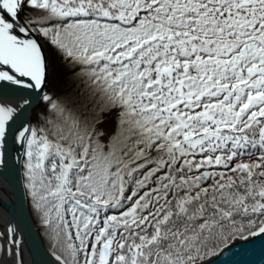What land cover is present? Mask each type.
<instances>
[{
  "label": "snow or ice",
  "instance_id": "obj_1",
  "mask_svg": "<svg viewBox=\"0 0 264 264\" xmlns=\"http://www.w3.org/2000/svg\"><path fill=\"white\" fill-rule=\"evenodd\" d=\"M38 37L75 87L39 127L0 101V169L14 136L58 264H206L264 235V0H0V86L42 92Z\"/></svg>",
  "mask_w": 264,
  "mask_h": 264
},
{
  "label": "water",
  "instance_id": "obj_2",
  "mask_svg": "<svg viewBox=\"0 0 264 264\" xmlns=\"http://www.w3.org/2000/svg\"><path fill=\"white\" fill-rule=\"evenodd\" d=\"M38 39L44 45V50L48 56L49 50H47L46 42L40 37ZM48 62L50 68L49 59ZM49 68L47 85L42 92L37 90L33 91L31 95H23L28 90L10 84L0 86V101L18 108L19 114L13 125L14 130L18 129L21 124L31 125V116L42 101V96L47 91L49 85ZM8 98L17 100L11 101ZM25 99L30 101L29 106L23 110H19V105ZM24 151V147L16 142L14 136L10 135L5 146V165L0 169V178L9 187H5L7 194L4 190L0 192V208L13 221H3L0 219V233L4 234L2 245H5L6 241L10 238L7 232L8 227H15V239L19 240L20 243L18 246L14 245L12 247L13 259H16L17 255H19L23 260V264H27L26 259L28 255L29 264H58L55 260V253L45 246L41 238L38 227L42 224L38 223L37 225L31 216L23 173ZM8 193H10V197ZM221 249L217 251V255L208 259L206 264H264V235L250 237L248 240L237 237Z\"/></svg>",
  "mask_w": 264,
  "mask_h": 264
},
{
  "label": "trees",
  "instance_id": "obj_3",
  "mask_svg": "<svg viewBox=\"0 0 264 264\" xmlns=\"http://www.w3.org/2000/svg\"><path fill=\"white\" fill-rule=\"evenodd\" d=\"M46 44L50 50V53H51L53 61H54L53 62V69H52L53 73H52V76L50 79V88H49V90H47L46 94L52 96V98L55 100L59 97H63L66 94L72 92V90L75 87V83L70 81V77L73 74L72 70H69L61 62V58L58 55H56V53L53 51V49L49 46V44L47 42H46ZM55 70H57V72H55ZM45 107H46V102L42 99L41 103L39 104V107H37L36 110L34 111L32 122H31L32 126H37V127L40 126V124H38L37 118H38V116H40L44 112ZM40 109H43V111H39ZM25 160H26V157L24 155L23 173L25 172V167H24ZM24 182L26 184V192L28 195L29 207L32 211L33 216L36 218L37 222L42 224L40 226L41 235H42L43 239L46 240V245L49 248V250H51L55 254H58L59 253V247H58L57 241L55 239V235L51 231V229L43 223L42 213L35 209L34 202H33L32 197L30 195V190L27 187L28 181H27V178L25 177V175H24ZM245 234H247V233H245ZM232 240H234V239H229L227 241V244L230 243ZM215 244L217 246V251H219L225 245V243L223 241H219V240L216 241Z\"/></svg>",
  "mask_w": 264,
  "mask_h": 264
},
{
  "label": "bare ground",
  "instance_id": "obj_4",
  "mask_svg": "<svg viewBox=\"0 0 264 264\" xmlns=\"http://www.w3.org/2000/svg\"><path fill=\"white\" fill-rule=\"evenodd\" d=\"M47 50H49L48 48H47ZM48 59H49V61H50V68H49V72H50V78H51V76H52V69H53V58H52V55H51V53H50V51H49V55H48ZM49 78V79H50ZM47 92V91H46ZM45 92V93H46ZM7 98V97H6ZM9 100H11V101H16L17 99H14V98H8ZM41 103V102H40ZM39 103V104H40ZM39 106V105H38ZM34 114V113H33ZM32 118H33V115L31 116ZM31 122H32V119H31ZM9 187V185H7L5 182H4V180L3 179H1L0 178V192H2V190H4V192L7 194V192H6V189H5V187ZM8 196L10 197V193H8ZM29 206V205H28ZM30 212H31V216H32V218H34V221H35V223L38 225V222H37V220H36V218L33 216V214H32V211H31V209H30ZM0 219H2L3 221H10L11 222V218H10V216L2 209V208H0ZM13 221V220H12ZM39 228V232H40V235H41V228L40 227H38ZM19 231V230H18ZM41 238L43 239V237H42V235H41ZM43 242H44V244H45V246L47 247V245H46V240L45 239H43ZM3 244V241H2V238H0V246H3L2 245ZM48 248V247H47ZM49 249V248H48ZM27 261H26V263L27 264H29V262H28V255H27V259H26Z\"/></svg>",
  "mask_w": 264,
  "mask_h": 264
},
{
  "label": "rangeland",
  "instance_id": "obj_5",
  "mask_svg": "<svg viewBox=\"0 0 264 264\" xmlns=\"http://www.w3.org/2000/svg\"><path fill=\"white\" fill-rule=\"evenodd\" d=\"M48 48V47H47ZM49 49V48H48ZM50 51V50H49ZM55 72H57V70H55ZM51 79V78H50ZM50 79H49V85H48V87H47V90H49V88H50ZM39 107V106H38ZM36 110V109H35ZM34 110V111H35ZM39 111H43V109H40ZM34 113V112H33ZM41 224V223H40Z\"/></svg>",
  "mask_w": 264,
  "mask_h": 264
}]
</instances>
